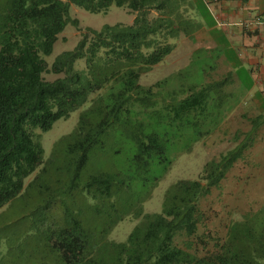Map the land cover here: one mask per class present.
<instances>
[{
	"label": "trees",
	"instance_id": "obj_1",
	"mask_svg": "<svg viewBox=\"0 0 264 264\" xmlns=\"http://www.w3.org/2000/svg\"><path fill=\"white\" fill-rule=\"evenodd\" d=\"M194 2L210 0H1L0 208L24 196V179L43 161L34 130L50 129L87 103L71 131L53 143L51 153L68 156V171L73 165L67 185L56 179L44 186L29 213V228L52 258L48 264H264V187L248 185L256 179L254 145L264 141V121L238 122L233 144L195 178L171 183L160 211L144 212L149 192L134 190L155 187L173 158L212 129L223 140L231 132L223 121L231 110L217 114L210 106L217 101L210 91L220 82L175 87L172 76L147 85L140 81L172 52L181 34L194 36ZM70 4L91 13L115 4L135 16L130 24L86 27L73 49L48 64L43 56L66 24L78 27ZM151 11L157 14L149 18ZM77 59L84 60L82 69L74 67ZM46 73L59 76L47 80ZM116 138L124 139L128 164L120 169L112 161L83 176L90 154H101L106 141ZM65 194L76 199L74 205ZM131 214L139 222L125 239H109ZM9 248L0 230L1 256Z\"/></svg>",
	"mask_w": 264,
	"mask_h": 264
},
{
	"label": "rangeland",
	"instance_id": "obj_2",
	"mask_svg": "<svg viewBox=\"0 0 264 264\" xmlns=\"http://www.w3.org/2000/svg\"><path fill=\"white\" fill-rule=\"evenodd\" d=\"M213 4V0H210L206 5L200 2L199 4H195L193 8H190L192 12L191 17H193L192 19L195 22V24L191 25L194 36L190 37L181 34L178 38L176 37L177 39L175 38L176 40H174L175 48L161 63L154 65L149 72L142 75L140 79L142 84H151L169 76H172L170 81L174 86L185 87L192 83L204 81L217 82L219 80L220 66L224 67L225 64L229 65V67L233 66L235 62L234 38L231 35L222 33V31L227 32L226 26L228 24L221 15L220 18H217V14L219 13L213 9ZM69 14L72 18L78 19V27L71 23L66 24L62 32L58 34L52 52L49 55L43 56L48 64H51L54 58L62 51L73 49L81 33L85 32L86 27L98 29L104 24H130L135 16L127 8L115 4L110 5L106 12L99 13H91L70 4ZM156 14V11H151L149 18L154 17ZM198 21L200 22L199 26ZM213 26L214 28H211ZM83 66V59H77L74 63L76 69H82ZM43 76L47 80H53L59 75L46 73ZM172 85L170 84V86ZM222 89L223 86H217L210 91V97H215L217 100L215 104H210V106L216 107L218 110H216L217 114L220 112H222L221 114L226 113L218 105L219 98L224 97L222 92H220ZM226 89H233V87ZM86 105L87 103L83 107ZM83 107L72 111L67 118L58 119L46 131L38 128L34 130V138L43 147V161L24 179V190L22 191L24 196L18 197L11 204L0 208V226L2 225L0 230H3L8 236L10 243V248L4 251L2 256V252H0V264H48V260L52 261V258L49 259V255L42 251V248L38 244L36 231L33 228H29L31 224L29 213L33 212L39 203L38 200L40 199L37 194L38 191L43 192L44 186L55 185L56 179H62L64 181V183L62 182L63 185H67L66 180L71 176L73 165L70 166L68 171L66 166L69 161L68 156L64 155L61 151L51 152L53 143L62 135L70 132L75 126L79 111ZM225 122L231 128V132L227 135L226 139L217 138V134L219 137L221 136L220 130L217 133V129H212L210 133L208 132V134L202 136L197 141L191 142L189 151H183L173 158L168 170L157 181L155 187H151V185H144V187L137 185L134 188L138 195H145L146 192H149L148 197L142 203L144 212L160 211L163 193L171 183L182 178H195L202 171L206 162L219 153L225 152L233 144L232 133L235 128L233 125L237 126L239 121L237 122L238 124L234 123L233 114L230 111L228 112V116L225 117ZM217 125L219 128L223 126L222 123ZM187 141L185 139L184 144ZM180 146L182 145L180 144ZM254 147L256 154L259 155V166L255 173L256 179L254 182L249 181L248 185H258L256 190H263L264 141L257 140ZM118 148L120 152L114 153ZM177 148L178 146H175L173 151L176 152ZM90 156L86 167L81 173L83 176H87V174L94 170L104 169V166L110 164L112 161L120 169L124 168L128 164L129 152L124 139L116 138L106 141L101 154L95 155L94 153L90 154ZM240 185H244V182H240ZM46 193H43V196ZM257 195L258 197L262 196L260 192H257ZM64 196L68 204H75L73 203L76 200L74 197L68 194ZM242 199L247 201V197ZM40 202L42 203V201ZM90 211L91 208H87L86 213ZM240 212L239 210L235 214V217H238ZM137 222H139V218H134L133 214L125 217L112 228L108 234V238L114 241L124 240Z\"/></svg>",
	"mask_w": 264,
	"mask_h": 264
},
{
	"label": "crops",
	"instance_id": "obj_3",
	"mask_svg": "<svg viewBox=\"0 0 264 264\" xmlns=\"http://www.w3.org/2000/svg\"><path fill=\"white\" fill-rule=\"evenodd\" d=\"M213 2V9L219 13L217 18L221 15L228 24L227 32L222 33L233 36L235 49L233 66L225 64L219 68L218 82L224 96L219 108L231 110L235 124L257 118L264 121V0ZM243 111H248V115Z\"/></svg>",
	"mask_w": 264,
	"mask_h": 264
}]
</instances>
